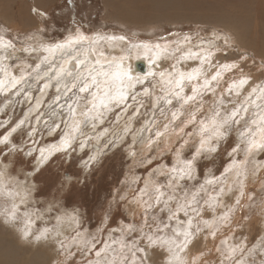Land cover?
<instances>
[{"label":"snow or ice","instance_id":"6c2138e0","mask_svg":"<svg viewBox=\"0 0 264 264\" xmlns=\"http://www.w3.org/2000/svg\"><path fill=\"white\" fill-rule=\"evenodd\" d=\"M76 9L77 0H64L61 11L69 14V23ZM32 12L47 15L36 8ZM48 31L47 24L24 35L0 28V113L7 115L12 109L15 114L20 107L14 120L0 121V153L7 159L23 152L36 161L22 180L10 178L8 163L0 164V196L12 201L7 215L16 219L20 207L33 199L36 188L28 182L29 176L56 154L87 149L91 152L83 161L87 168L131 137L129 157L135 161L134 148L139 144L140 154L155 151L148 163L157 162L148 177L136 176L130 167L121 181L128 191L116 192L118 202L136 205L140 219L134 213L129 222L121 220L111 227L105 214L97 233L117 234L119 239L104 242L95 251L96 259L85 264H114L106 256L117 244L120 264H149V250L154 248L167 252L169 264H205L213 250L218 254L216 264H264V232L253 237L254 242L247 236L237 240L235 235L237 213L244 211V201L253 199L247 181L250 177L264 180V80L257 82L243 71L241 65L249 54L224 58L222 54L234 44L230 35L216 30L182 37L173 33L170 36L176 39L160 36L155 41H134L135 34L129 38L86 32L79 25L66 30L62 39L48 41L44 39ZM133 54L147 59V73L134 75L126 70L125 61ZM233 133L227 164L218 176L200 181L196 161L217 153ZM16 134L24 137L23 147L14 143ZM45 136H58V140L41 145ZM189 151L190 157L185 158ZM53 210L52 206L44 209ZM55 211L54 227L39 229L38 234L33 226L43 218L41 211L23 212L24 234L60 236V228L67 225L75 235L59 244L68 256L73 255V246L82 249L81 254L97 248L96 236L89 239L91 233L80 230L82 220L75 210ZM198 238H211L212 249L189 260L186 254Z\"/></svg>","mask_w":264,"mask_h":264},{"label":"rangeland","instance_id":"374dc122","mask_svg":"<svg viewBox=\"0 0 264 264\" xmlns=\"http://www.w3.org/2000/svg\"><path fill=\"white\" fill-rule=\"evenodd\" d=\"M263 4L264 2L260 3L259 0H77V9L71 13L72 23H69V14L61 11L64 0H0V28L9 29L13 35H24L34 31L37 25L43 28L47 24L49 31L44 35V39L48 41L62 39L65 31H71L76 25L81 26V29L86 32L125 34L129 38H133L135 34L134 41L149 38L155 41L160 36L167 37L173 33H179L181 37L185 33H191L193 36L197 33L205 35L216 30L230 35L234 44L232 49L225 50L223 57L239 59L237 54L246 51L250 58L241 67L245 73H250L253 79L259 82L264 80V68H261V61L264 60ZM33 8L47 15H36L32 12ZM170 38L177 37L173 35ZM141 58L144 57L141 55ZM144 59L147 61L146 58ZM217 59L221 57L218 56ZM129 60H127V66L132 64ZM221 62L224 60L221 59ZM232 75H238V73ZM19 115L20 107L17 106L15 114L12 109L7 110V115L0 113V121L14 120ZM109 119L114 120V117L110 115ZM141 123L142 121L135 122L134 127L139 128ZM103 127H109V125L105 124ZM23 139L22 134H16L14 143L23 147L21 143ZM37 139L40 140L39 137ZM57 140L58 136H45L40 143L47 145ZM234 141L233 133L226 142L221 143L217 153L208 157L202 156L196 161L200 181L205 176L220 174L228 162L227 152L231 150ZM131 143V137H128L125 143L105 151L94 164L87 168L83 163L91 154L87 149L84 152L56 154L46 165L30 175L28 182L34 184L36 188L33 199L20 207L14 224L16 226L7 228L0 224V264H54V262L55 264H85L88 259H96L95 251L103 248L104 242L111 244L112 240L119 239L117 234L109 236L108 232L97 233V227L105 214L109 215L112 221L111 227H116L121 220L129 222L134 213L136 219H140V210L136 205L118 202L116 192L123 189L121 192L123 195L128 191L121 181L125 179L130 167L133 168L136 176L148 177L157 166L155 160L151 164L148 163V160L155 156V151L140 154L139 144L134 148L138 152L135 161L129 157L128 148ZM2 148L3 146H0V149ZM6 151L7 149H4V152ZM25 151H27L26 148ZM190 155V151L186 152L185 158ZM170 161L171 156H168L166 162L170 163ZM3 163L9 164L10 178L22 180L23 173L30 172L36 161L34 157H29L23 152L13 153L7 159L0 153V164ZM247 185L249 196L253 199L244 201L246 205L244 211L237 213L238 223L235 226V235L237 240L247 236L254 242L253 237L264 232V180L256 182L255 178L250 177ZM110 203L111 208H109ZM228 203L231 204L232 201ZM11 205V199L0 196V211L10 210ZM49 206H52L54 210L44 211ZM55 208L68 212L75 210L79 214L82 220L80 230L87 229L91 233L89 239L92 236L97 238V248L94 251H85L81 254L82 249L73 246L70 249L73 255L68 256L59 244L64 237L75 235V232L67 225L60 228L62 235L49 233L48 238L39 244L20 242L15 228L24 227L23 212L41 211L43 218L36 220L33 226L34 234H38L39 229L54 227L55 216L58 214ZM243 217H247V220L242 219ZM205 218L211 217L207 215ZM126 239L130 241L132 238ZM219 243V240L215 241L217 246ZM212 246L211 238L208 240L198 238V241L190 246V253L187 252L186 258L191 260L201 251L207 253ZM149 256V264H163L168 254L165 250L154 248L149 250ZM106 259L114 261V264H120L121 255L118 244L108 251ZM217 260L218 254L213 250L205 264H216Z\"/></svg>","mask_w":264,"mask_h":264},{"label":"clouds","instance_id":"9594fccd","mask_svg":"<svg viewBox=\"0 0 264 264\" xmlns=\"http://www.w3.org/2000/svg\"><path fill=\"white\" fill-rule=\"evenodd\" d=\"M8 210L0 211V224H3L7 228H13L16 219H11L8 215ZM16 233L19 236L20 242L23 244H39L42 241L46 240L48 237H38V235L26 236L24 234V227L15 228ZM55 264V262H54ZM163 264H169V257L166 256Z\"/></svg>","mask_w":264,"mask_h":264},{"label":"bare ground","instance_id":"6f19581e","mask_svg":"<svg viewBox=\"0 0 264 264\" xmlns=\"http://www.w3.org/2000/svg\"><path fill=\"white\" fill-rule=\"evenodd\" d=\"M259 2L261 3V2H264V0H259ZM264 5V4H263ZM256 8V7H255ZM263 8V7H262ZM261 8V9H262ZM257 10V9H256ZM263 10V9H262ZM262 10H261V12H262ZM142 57H143V55H142ZM131 59L132 60H129L130 61V63H132L130 66H127V61H125V68H126V70L127 69H130L131 70V73L132 74H134V75H138L139 73L140 74H145V73H142V72H140V71H135V66H134V63L136 62L135 60H137V58H136V56H135V54H133L132 55V57H131ZM136 65H137V62H136ZM146 66H147V71H145L146 73L150 70V65H149V63H148V61H146ZM14 226H16V225H14ZM18 227V226H17ZM21 227V226H20ZM63 233V232H62ZM190 250V249H189ZM194 251V250H193ZM189 252V251H188ZM190 253V252H189ZM188 254V253H187ZM20 263H22V261H20ZM26 263V262H25Z\"/></svg>","mask_w":264,"mask_h":264},{"label":"water","instance_id":"95a60500","mask_svg":"<svg viewBox=\"0 0 264 264\" xmlns=\"http://www.w3.org/2000/svg\"><path fill=\"white\" fill-rule=\"evenodd\" d=\"M135 61L137 62V65L136 62L134 63L135 71H140L144 73L146 71V60L144 58H140Z\"/></svg>","mask_w":264,"mask_h":264}]
</instances>
